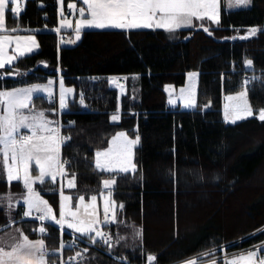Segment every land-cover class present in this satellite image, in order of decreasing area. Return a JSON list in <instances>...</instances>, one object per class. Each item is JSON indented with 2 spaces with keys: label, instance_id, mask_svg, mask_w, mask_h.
I'll return each mask as SVG.
<instances>
[{
  "label": "trees",
  "instance_id": "trees-1",
  "mask_svg": "<svg viewBox=\"0 0 264 264\" xmlns=\"http://www.w3.org/2000/svg\"><path fill=\"white\" fill-rule=\"evenodd\" d=\"M58 2L25 0L17 17L8 8V27L43 30L36 31L37 51L0 69L6 74L0 89L45 82L60 68L64 85L75 90L60 115L70 135L61 147L62 159L69 160L63 180L74 179L76 190L89 194L110 190L116 202L111 246L67 247L64 264H149V255L156 257L152 264H172L256 231L227 249L264 241V121L252 116L230 123L222 113L223 95L241 90L245 80L255 114L264 108V27L249 34L264 25V0L233 10L220 0L219 23L204 18L172 32L85 29L71 46H59L56 33L48 30L58 24ZM190 69L199 70L196 108L171 106L166 87L183 84ZM117 75L126 76L122 93L110 82ZM81 92L85 105L79 103ZM33 105L58 117L57 103L43 95L35 96ZM117 111L120 120L112 121ZM120 129L140 136L137 171L98 170L95 151ZM109 179L115 184L103 189ZM37 188L58 214L59 181L46 179ZM8 190L21 192L23 185L0 177V194ZM8 216L0 207V227L11 220ZM47 227L46 245L57 250L59 230ZM133 229H142V236H131ZM28 232L38 235L36 229ZM119 235L124 245L111 251ZM75 253L79 260L69 262Z\"/></svg>",
  "mask_w": 264,
  "mask_h": 264
},
{
  "label": "snow or ice",
  "instance_id": "snow-or-ice-1",
  "mask_svg": "<svg viewBox=\"0 0 264 264\" xmlns=\"http://www.w3.org/2000/svg\"><path fill=\"white\" fill-rule=\"evenodd\" d=\"M16 4L11 8L12 13L20 11L19 0H0V30L4 29L5 11L9 3ZM62 4L63 0H59ZM219 0H82L87 6V18H85V8L79 9L81 19L76 23V39L80 38V31L84 27H94L105 29L108 27L137 30V29H163L169 32L182 27H191L194 19L203 20L208 18L219 23L218 12ZM250 0H235L236 5L247 4ZM229 7L233 6V0H229ZM75 8V5H69ZM64 22L61 21V24ZM203 27V25H201ZM206 32L207 28L204 29ZM257 29L252 28L249 34H253ZM17 31V29H13ZM57 32L60 28L56 29ZM21 41L26 43L22 46ZM15 42V52L18 56L31 53L33 48H38L35 36H7L0 35V69L5 65H12L17 59V55H8L6 49ZM72 42V41H69ZM246 65L251 66L252 61H245ZM12 73H7L11 75ZM18 74V73H17ZM5 73H0L3 79ZM197 74L190 73L189 77L194 78ZM126 79V78H125ZM255 79V77H253ZM113 84L118 82V78H110ZM53 80H48L46 84H32L11 89H0V158L6 174V181L10 185L12 181H22L26 189L22 197L26 205L23 212L24 217L33 215V211L38 213V220L41 226L38 231L45 234L47 229L43 226L45 221L54 222L63 232L65 225L68 229L80 234L79 239L87 237L93 244L97 238L104 243L110 244V235L101 231L100 225L107 224L116 219L115 201L111 199L112 193L108 192L103 196L104 221L97 218V196L90 197V203L85 202L83 195L79 196V205L75 211L72 209L71 197L65 195L63 190L60 192L59 218L48 201L40 196L34 185L39 182L43 184L46 178L53 182L57 176H63L65 165L68 161L61 159V146L70 136L61 134L62 125L59 120H52L46 115L45 110H37L33 105V95L38 92L53 95ZM247 84L244 81V90L235 96H228L229 101H237L233 105L234 119H244L253 115V110L248 103ZM59 108L61 111L67 109L68 99L74 93L73 88H65L63 78L59 81ZM121 91L123 86L120 85ZM171 87V86H168ZM181 95L185 89H180ZM193 88L189 87L187 95V106L192 107L195 100L192 98ZM175 103V101H171ZM79 103L85 105L84 95L80 93ZM226 112L225 118H229ZM50 111L55 112L53 108ZM264 121V109L259 110V117ZM112 121H119V111L111 116ZM74 123V122H70ZM140 136L134 139L128 137L126 132H119L111 139V146L103 151L95 153V166L104 171H119L121 173L135 172L137 164L134 163V147L139 143ZM33 165L38 170V174L33 176ZM105 188H110L115 181L105 180ZM74 179L69 180L67 187H74ZM103 195V194H102ZM9 208L13 207L12 194H7ZM119 207L122 209L123 204ZM111 213V217L109 214ZM19 231V230H18ZM137 236H142V229L136 232ZM73 239V243L75 241ZM121 240L125 237H120ZM69 247L72 245L69 244ZM65 247L61 241V249ZM261 247L255 251H249L246 255H240L226 264H264V255H261ZM86 252L87 249H84ZM48 252L44 239L31 240L28 235L20 231L19 237L14 238L11 245L5 247L0 244V264H48ZM80 253H77L79 256ZM73 259V258H69ZM154 255H149V264L155 261ZM215 264V262H213Z\"/></svg>",
  "mask_w": 264,
  "mask_h": 264
},
{
  "label": "rangeland",
  "instance_id": "rangeland-1",
  "mask_svg": "<svg viewBox=\"0 0 264 264\" xmlns=\"http://www.w3.org/2000/svg\"><path fill=\"white\" fill-rule=\"evenodd\" d=\"M223 1H224V7L227 10H233V9H238V8H249V7L252 6V0H250V2L247 3V4H240V5H236L235 4V0H233V6L232 7H229L228 6L229 0H223ZM67 3H68L67 4L68 7H69V5H75V8H70L69 7V9L72 11V13L70 15H68L65 12V7H64V4L65 3H64V0H63L62 4L59 2V10H58L59 17H58L57 28H60V31H62L63 34L69 32V31L72 32V37L70 39H63L62 38V40H61V43L62 44L67 45V46H71V45L77 44L80 41V39L82 37L83 30H85V29H98V28H94V27H84V28H82L81 31H80V38L77 40L76 39V31H75V29H76V23H77V21L79 19H81L80 14H79V9L82 8V7L85 8V18H87V15H88V13H87V6L82 3V0H81V2H78V0H68ZM219 4H220V0H219ZM10 6L12 8V7H15L16 4H13V5H10ZM61 21H63L64 23L61 24ZM192 26H194V25H192ZM263 27H264V25H260V26H254L252 28H256L257 29V28H263ZM13 28H15V27H13ZM110 28H112V27H108V28H105V29H110ZM182 28H187V27H182ZM5 35L12 36V37H16V36H21V37L35 36L36 42H37V44L40 47V43H39V40L37 38L36 32L33 31L32 29H26V28L23 29V28L20 27V30H18V32H9V33H7ZM69 41H72V42H69ZM25 43H26L25 41H21L22 46ZM39 47L38 48H33V51L31 53L37 51L39 49ZM6 52H7L8 55H17L16 52H15V42H13V44H11L6 49ZM25 54H29V53H25ZM18 57L19 56L17 55V59H18ZM190 73H196L197 75L194 78H190L189 77V74ZM111 78H113V77H111ZM50 79L54 81V84H53V95H55L57 93V87H56V81L57 80H56V78L54 76H51V77L48 78V80H50ZM47 81L40 82V83L46 84ZM110 82H111L112 85H114L111 80H110ZM28 85H30V84H28ZM23 86H26V85H23ZM23 86H15V87H23ZM69 87L70 88H73L72 86H65V88H69ZM189 87H192L193 88V96H192V98L195 100V104L192 107L187 106V99L186 98H187V95H188V89H189ZM198 87H199V70L198 69H190V70H188L186 72V78H185V82L183 84H181L179 86H173L172 85L171 87H168V86L166 87V90H167V93H168V102H169V104H171L172 106L179 105L182 109H186V110L195 109L196 106H197V103H198ZM12 88H14V87H12ZM181 88L185 89V93H184L183 96L181 95V92H180V89ZM8 89H11V88H8ZM124 89H125V85L123 86V91H124ZM243 90H244V87L241 90H239V91L225 93L223 95L222 113H223V118L227 122L233 123V119H234L233 105L237 103V101H235V100L229 101L227 99V97L230 96V95L231 96H235L237 93H239V92H241ZM74 93H75V90H74ZM74 93L71 94V96L69 97L68 103H67V107L69 105L70 99H72V97H74ZM38 94L39 95H42V94L43 95H46L45 93H42V92L35 93L33 95V102L35 100V96L38 95ZM246 99L248 100V103L250 104L249 99H248V96L246 97ZM171 101H175V103H172ZM226 105L228 106L227 107V111L229 113V118L228 119L225 118ZM250 106H251V104H250ZM206 107L207 106L205 105L204 108H206ZM57 108H59L58 105H57ZM252 110H253V108H252ZM46 115L49 117V119L57 120V117H55V116H51V115H48V114H46ZM252 116L259 117V112L255 114V112L253 110V115ZM252 116H249V117H252ZM249 117H246V118H249ZM246 118H244V119H246ZM240 120H243V119L235 120V122L240 121ZM121 131L126 132L129 138L134 139V137H132L127 131H125L123 129L117 130L113 135L110 136L107 145L104 146V147H102V148L97 149L95 151V153L97 151H103L104 149L110 147L111 146V139H112V137L115 136L117 133H119ZM136 147L137 146L134 147V163L137 164V162H136ZM0 159H1V162H2V158H0ZM95 160H96V156L94 155V165H95ZM3 170H4V168H3ZM98 170L104 171V170H101V169H98ZM136 171H137V169H136ZM104 172H109V173H116V172H118V173H121L119 171H112V172H110V171H104ZM131 173H134V172H131ZM4 174H5V171H4ZM0 177H2L4 179L6 177V174L4 176L3 173H2L1 166H0ZM63 177L64 176H60V177L57 176V179H56V181H59V193L61 192V190H63V186H65L66 189L63 190V192H64L65 195H68V196L71 197L70 204H71L72 209L75 211L77 208L80 207V205H79V199H78L79 196L83 195L84 198H85V202L86 203H90V197L92 195H96L97 196V210H96L97 211V218L100 221H104L103 196L104 195H107L110 190H101L99 193H91V194H89L88 192H85L83 190L78 191V190H76V186H74L72 188H68L67 187L68 181L69 180H72V179L66 178V181L64 182ZM112 180L113 179H109L108 181H112ZM74 184H75V182H74ZM104 188L105 187H104V183H103V189ZM41 197H43V199H45L46 201H48V198L46 196L43 195ZM111 199L113 201H115L114 198H113V196H111ZM0 200H4V199H1L0 198ZM23 203H24V201H23ZM48 203L53 208L52 204L49 201H48ZM115 205H116V202H115ZM25 207H26V205H25ZM53 210L55 212V209L54 208H53ZM8 211H10V209H8L6 212L8 213ZM16 211H18V207L15 208V212ZM34 213H36V212L33 211V214ZM115 213H116V207H115ZM18 214H19V211L17 213H14V215H16L15 219H14V215H10L9 214L8 217H10L11 220H9V222H7L5 225H3V226L0 227V244L4 245L5 247H7L8 245H11L14 242V238H18L19 237L20 231H22L24 234H26L24 231H27L28 229H31V226L33 224L32 222H28V221H23V220L21 221L20 220L21 218L19 216H17ZM55 214H56V212H55ZM58 218H59V212H58ZM114 221H112V222L114 223ZM48 225H51V223L49 222ZM102 225H103V223L100 226H102ZM163 225H165V223ZM9 226H11V227H9ZM45 226L47 227V224ZM66 228H67V226L65 225L64 230H66ZM37 229H39V228H37ZM60 231L61 230H59V235H60ZM137 231H138L137 229H133L132 230V233H131V236H134V238H135L137 236L136 235V232ZM256 232H258V231H256ZM256 232H253L252 234H254ZM252 234L246 235L243 238L234 240V241L229 242L227 244H228V246L229 245L236 244L240 240H243V239L247 238L248 236H251ZM120 237H124V236H120V235L118 236V239H116V242L114 243L113 247L110 249L111 251L116 250V248L120 251V249L123 247L124 244L121 243L122 240L120 239ZM41 238L44 239L45 244H47L46 243V239L43 238V237H41ZM112 239H114V236H113ZM123 241H125V240H123ZM110 243H112V241H110ZM46 248H47L48 252L49 251H53V249L48 248L47 246H46ZM255 250L256 249H252L250 251H255ZM219 252L220 251H214L213 250L211 253H206V254L203 253V255H201V257H203V258L202 259H199V260L210 259L211 257L217 255ZM248 252H246V253H244L242 255H246ZM238 255H240V254L235 255V257H239ZM73 256H75V254H73ZM73 256H71V257H73ZM48 258L55 259L59 264H64L65 263V261H64V248L61 249V242L59 243L58 249L55 250V253L53 255H49ZM48 258H47V260H48ZM199 260H194V261H199Z\"/></svg>",
  "mask_w": 264,
  "mask_h": 264
},
{
  "label": "crops",
  "instance_id": "crops-1",
  "mask_svg": "<svg viewBox=\"0 0 264 264\" xmlns=\"http://www.w3.org/2000/svg\"><path fill=\"white\" fill-rule=\"evenodd\" d=\"M19 1H21V0H19ZM68 1V0H67ZM67 1H66V4H68L67 3ZM78 2H81V0H78ZM64 3H65V1H64ZM10 5H13V3H9V5H8V7L6 8V11H5V25H4V29L3 30H0V35H5V34H7V33H9V32H18V30H20V26H16L15 28H13V27H8L7 26V24H6V12H7V10H8V8H9V6ZM65 5V4H64ZM218 12H219V14H220V4H219V2H218ZM196 20L197 19H194V21H193V25L195 24V22H196ZM18 27V28H17ZM21 28H23V27H21ZM188 28V27H187ZM13 29H17V31H13ZM24 29V28H23ZM26 29H31V28H26ZM258 29V28H257ZM33 31H36L35 29H32ZM61 45H64V44H62L61 43ZM12 53V52H11ZM20 57V56H19ZM18 57V58H19ZM15 62V61H14ZM13 62V63H14ZM5 66H9V65H5ZM57 72L58 73H61V71H60V68H58L57 69ZM56 78V86H59V81H60V78H61V74H57V76L55 77ZM48 80V79H47ZM32 84H42V83H39V82H37V83H31L30 85H32ZM60 88V87H59ZM123 91H120V93H122ZM39 95V94H38ZM43 95V94H42ZM37 96V95H36ZM171 105V104H170ZM172 106V105H171ZM176 106V105H175ZM68 108V107H67ZM64 111V110H63ZM46 112V111H45ZM46 114H48V115H51V114H49V113H47L46 112ZM0 166H1V170H2V173H3V175L5 176V174H4V170H3V165H2V162H1V159H0ZM38 174V170L35 168V165H33V171H32V175L33 176H35V175H37ZM60 177V176H59ZM46 179H50V178H46ZM45 179V180H46ZM5 180H6V177H5ZM51 180V179H50ZM52 181V180H51ZM13 182H17V181H12L11 183H13ZM19 182H21L22 183V181H19ZM56 182V181H55ZM37 183H39V182H37ZM37 183L34 185V187H35V189H36V191L37 192H39V194H40V196H43V193L37 188ZM22 185H23V183H22ZM105 187V186H104ZM9 193H11L12 194V201H13V207H11V208H9V203H8V200H7V194H9ZM26 193V189L24 188V186H23V191H21V192H13V191H10V190H8L7 192H5V193H3V194H1L0 195V198L1 199H4V200H0V207H2V208H4V209H6V211L8 210V209H10V211H8V215L10 214V215H14V213H16L15 212V208H17L18 207V211H19V217L21 218L20 220L22 221V220H32L33 222L32 223H34V224H32V226H31V229H28L27 231H24L25 233H26V235H28V237H29V239H31V240H37V239H42L41 237H40V235L38 234V235H29V230L30 231H35V229L36 230H38L37 228H38V223L36 222V221H34L33 219H32V217H34V216H36L38 213H34L32 216H30V217H24L22 214H23V212L25 211V209H26V207H25V204L23 203V196H24V194ZM56 215H57V218H58V214H57V212H56ZM35 222L37 223L36 225H35ZM46 222H50V223H53L54 224V222H51V221H46ZM12 226V225H11ZM11 226H9V227H11ZM57 226V225H56ZM67 229V231H70V232H73V233H75L73 230H71V229H68V228H66ZM39 232V231H38ZM78 234V233H77ZM212 252V250H210V251H207V252H205V254L206 253H211ZM248 252V251H247ZM246 253V252H245ZM242 254H244V253H241L240 255H242ZM201 255H203V253L202 254H200V255H196V256H193V257H189V258H186V259H183V260H180V261H177V262H175V263H172V264H213V262H215V264H220L219 262H217L216 260H214V258H210V259H204V260H199V259H201V258H203V257H201ZM240 255H238V256H240ZM194 260H199V261H194ZM194 261V262H193ZM48 263H49V261H48Z\"/></svg>",
  "mask_w": 264,
  "mask_h": 264
},
{
  "label": "built area",
  "instance_id": "built-area-1",
  "mask_svg": "<svg viewBox=\"0 0 264 264\" xmlns=\"http://www.w3.org/2000/svg\"><path fill=\"white\" fill-rule=\"evenodd\" d=\"M19 8H20V11L19 12H17V13H12V15L13 16H19L20 15V13L24 10V8H25V3L23 2V1H20L19 2ZM67 12H70V10L69 9H67L66 10ZM45 16H46V14H44ZM56 31V30H55ZM57 32V31H56ZM58 33V35L59 36H61V37H63L64 39H70L71 38V34L70 33H65L63 36H62V34H61V32L59 31V32H57ZM115 78H118V82L116 83L119 87H120V85H125V83H126V77L125 76H122V75H119V76H116ZM46 97H48V96H46ZM51 98V100L52 101H56L57 100V97H55V96H52V97H50ZM61 134L62 135H64V136H70L68 133H64L63 132V130H62V128H61ZM68 141V140H67ZM66 142V141H65ZM66 161H68V163H69V160L68 159H65ZM39 215V214H38ZM38 215H36L35 217H34V219L36 220V221H38L40 224H41V222L38 220ZM109 216L111 217V215L109 214ZM112 224H113V222L111 221V222H109V223H107V224H103L102 226H100V228H101V231L103 232V233H106V234H108V235H110V237H111V240H112V238H113V231H112V229H111V227H112ZM41 226V225H40ZM43 226L47 229V231H46V233L45 234H41L40 233V236L41 237H43V238H45V236L46 235H48V228L45 226V222H44V224H43ZM65 231V230H64ZM63 231V232H64ZM63 232H61V234L63 233ZM74 237L76 238L75 239V241H74V243H73V239H74ZM61 241H63L64 242V244L65 245H69V244H71L72 245V247H78V245L80 244V243H84V244H86V245H88V246H92V247H104L105 245H106V243H104L102 240H100L99 238H97V242L95 243V244H93L90 240H88V238H86V237H84V239L83 240H81V239H79V235H77V234H73V233H71L70 234V237L67 239V240H63L62 239V236H61ZM110 240V241H111ZM46 245V244H45ZM47 246V245H46ZM258 247H261V255H264V241H262V242H260V243H258V244H256V245H254V246H250V247H246V248H242V249H234V250H228L227 248H228V244H223V245H221V246H219V247H217V249H215V250H218V251H220L215 257H214V260H216L217 262H219L220 264H226V261H230V260H232L234 257H235V255H237V254H240V253H243V252H245V251H248V250H251V249H257ZM62 251V250H61ZM49 253H51L50 255H53L54 254V252L53 251H49ZM71 258H73V259H70L69 261L70 262H72V261H77V260H79V256H77V254L75 255V256H73V257H71ZM65 261V260H64ZM49 264H55V263H53V262H50Z\"/></svg>",
  "mask_w": 264,
  "mask_h": 264
},
{
  "label": "water",
  "instance_id": "water-1",
  "mask_svg": "<svg viewBox=\"0 0 264 264\" xmlns=\"http://www.w3.org/2000/svg\"><path fill=\"white\" fill-rule=\"evenodd\" d=\"M136 146H139V143Z\"/></svg>",
  "mask_w": 264,
  "mask_h": 264
}]
</instances>
